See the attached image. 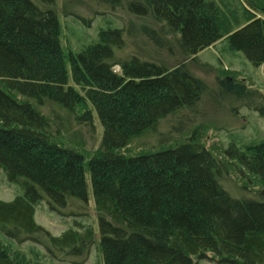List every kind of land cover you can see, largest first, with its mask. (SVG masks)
Masks as SVG:
<instances>
[{
	"label": "trees",
	"instance_id": "obj_1",
	"mask_svg": "<svg viewBox=\"0 0 264 264\" xmlns=\"http://www.w3.org/2000/svg\"><path fill=\"white\" fill-rule=\"evenodd\" d=\"M95 1L104 10L125 7L152 19L184 56L227 37L230 48L253 66L264 63V0H244L263 18L234 12L228 18L224 0ZM54 3L0 0V169L22 191L0 200V233L17 244H43L45 237L52 257L83 264L93 228L75 222L76 228L53 235L34 215L42 200L62 217L80 215L71 203H88V171L103 264H197L207 252L214 256L211 264H264V197H232L224 187L225 161L193 140L134 156L116 151L147 131L197 115L205 92L183 65L170 69L117 56L125 46L123 28L107 29L100 41L69 57L72 80L86 87L103 128L98 148L85 161L58 141L63 113L73 112L79 95L67 83ZM145 34L162 45L157 29ZM45 103L48 114L41 110ZM253 109L264 116L263 106ZM74 120L94 128L89 112L74 114ZM245 151L264 179V140ZM231 154L243 160L236 148ZM0 264L27 263L0 245Z\"/></svg>",
	"mask_w": 264,
	"mask_h": 264
},
{
	"label": "rangeland",
	"instance_id": "obj_2",
	"mask_svg": "<svg viewBox=\"0 0 264 264\" xmlns=\"http://www.w3.org/2000/svg\"><path fill=\"white\" fill-rule=\"evenodd\" d=\"M53 7L59 24V42L64 54L67 83L79 95L73 112L63 113L64 122L58 139L61 144L81 152L85 161L98 148L103 128L93 105L85 97L86 87L72 80L69 57L100 41L101 34L107 29L123 28L125 46L122 50H116L117 56L133 55L163 64L170 69L183 65L191 75L205 84V92L197 105V115L189 113V119L178 118L170 123L169 128H158L156 132L147 131L116 151L134 156L192 140L198 141L227 163L229 177L224 187L232 197H264V179L256 174L255 167L250 163L253 158L245 151L246 146L264 140V116L253 109L254 106L264 108V63L253 66L241 52L230 48L227 37L196 55L184 56L174 37L160 32L159 25L152 19L134 16L125 7L112 12L98 6L95 0H55ZM221 7L228 18L229 12L241 17L248 13L263 18L261 14L252 11L244 0H224ZM147 28L157 29L163 39L162 45L155 44L147 37ZM115 68L116 71L119 70L118 67ZM47 106L45 103L41 107L45 114L49 112ZM85 112L91 115L93 129L78 125L74 120V114L78 116ZM235 148L243 156L242 161L232 156L231 152ZM86 184L88 203L83 205L77 200L71 203V207L80 212V215L62 217L49 210L46 202L42 200L35 205L34 219L53 235L76 228L75 222L91 226L94 243L83 264H103L99 248L97 212L88 171ZM20 194V187L10 183L0 169V200L9 201ZM40 238L43 244L30 241L17 244L0 233V245L23 255L27 264H72L63 260L61 255L52 257L44 247V244H48L47 240L45 237ZM207 256L198 260L197 264H211L210 258L214 256L209 252Z\"/></svg>",
	"mask_w": 264,
	"mask_h": 264
}]
</instances>
